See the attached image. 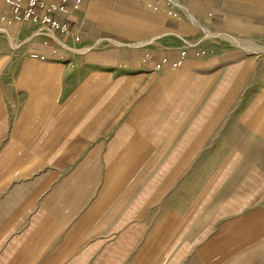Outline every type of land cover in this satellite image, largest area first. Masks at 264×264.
<instances>
[{
	"label": "crops",
	"instance_id": "1",
	"mask_svg": "<svg viewBox=\"0 0 264 264\" xmlns=\"http://www.w3.org/2000/svg\"><path fill=\"white\" fill-rule=\"evenodd\" d=\"M176 1L264 41V0ZM168 9L81 0L53 39L0 21V264H264V56ZM182 40L205 54L155 69Z\"/></svg>",
	"mask_w": 264,
	"mask_h": 264
},
{
	"label": "built area",
	"instance_id": "2",
	"mask_svg": "<svg viewBox=\"0 0 264 264\" xmlns=\"http://www.w3.org/2000/svg\"><path fill=\"white\" fill-rule=\"evenodd\" d=\"M71 2V6L68 5ZM81 0H3V5L8 9L10 17L7 15H1L0 21L7 24L13 22L16 23L19 20L30 21L35 25L34 35L42 36L44 38L53 39V31L66 32L67 27L64 24H60L57 20L59 15L64 14L69 7L76 8ZM166 6H168L167 15L175 20H181L187 18L185 9L174 2V0H165ZM156 10L157 8H152ZM0 35H6L5 30L0 29ZM80 41L79 35L73 34V42L78 43ZM183 46L180 48L178 56L171 62H167L165 58L160 63L154 66L155 69H160L163 66H168L171 69L182 65L184 59L187 57L189 50L194 49L197 56L204 55L205 52L202 49H196L199 45V41L190 42L182 40ZM36 58L37 55H32ZM42 58V57H41Z\"/></svg>",
	"mask_w": 264,
	"mask_h": 264
},
{
	"label": "rangeland",
	"instance_id": "3",
	"mask_svg": "<svg viewBox=\"0 0 264 264\" xmlns=\"http://www.w3.org/2000/svg\"><path fill=\"white\" fill-rule=\"evenodd\" d=\"M189 20V19H188ZM195 25V24H194ZM196 26H201L199 23H198V25L196 24ZM203 30V29H202ZM204 31V30H203ZM210 31V30H209ZM211 32V31H210ZM213 33V32H212ZM213 34H216V33H213ZM7 37V39H8V41H12V43H15L14 42V40L11 38V36H6ZM204 41H205V45L207 44V45H209V44H221V45H224V44H226V45H229V46H237V47H239V48H241V49H243L244 51H245V53H248V54H259V55H262V56H264V51H261V52H258V53H255V52H252V51H246L243 47H241V46H239V45H237V44H235V43H232V42H230L227 38H225L224 36H219V35H211V36H206V34L203 32L202 34H201V36H200ZM243 40H246V39H243ZM246 41H248V40H246ZM250 41H252V43H255V44H257L258 46H261V47H264V41H261V40H250ZM229 103V104H228ZM226 104H228L227 105V107L229 106V105H232V101H230L229 99H227L226 100ZM232 107V106H231ZM233 109L231 108L230 110H229V112L226 114V122H232V119H233ZM231 133L229 132H226V135H230Z\"/></svg>",
	"mask_w": 264,
	"mask_h": 264
},
{
	"label": "bare ground",
	"instance_id": "4",
	"mask_svg": "<svg viewBox=\"0 0 264 264\" xmlns=\"http://www.w3.org/2000/svg\"><path fill=\"white\" fill-rule=\"evenodd\" d=\"M174 2H177V1L174 0ZM187 18L189 19V21L191 23L198 25V22L191 15H187ZM199 27H201L204 30L203 32L206 34V36H211V35L223 36L221 34H213L206 27H203V26H199ZM224 37L227 38L230 42L235 43V44L243 47L246 51H252L255 53L264 51V47L258 46L257 44L252 43V41H250V40L246 41V40L236 38V37H231V36H224Z\"/></svg>",
	"mask_w": 264,
	"mask_h": 264
}]
</instances>
